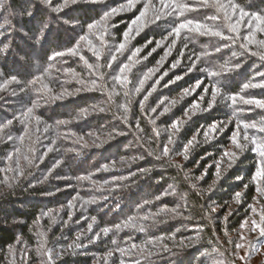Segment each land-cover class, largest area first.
Segmentation results:
<instances>
[{
    "label": "trees",
    "instance_id": "trees-1",
    "mask_svg": "<svg viewBox=\"0 0 264 264\" xmlns=\"http://www.w3.org/2000/svg\"><path fill=\"white\" fill-rule=\"evenodd\" d=\"M134 1L57 14L45 0H0V48L9 44L0 84L19 81L0 90V126L13 121L0 127V264H206L202 254L221 256L214 248L236 258L256 199V154L248 142L217 178L233 129L192 144L214 122L244 115L232 97L264 103V87H243L264 81V42L254 37L264 0H162L154 6L165 15L130 41L148 3ZM166 54L176 67L161 79ZM196 82L219 88L222 103L171 139L197 99L179 98Z\"/></svg>",
    "mask_w": 264,
    "mask_h": 264
},
{
    "label": "rangeland",
    "instance_id": "rangeland-1",
    "mask_svg": "<svg viewBox=\"0 0 264 264\" xmlns=\"http://www.w3.org/2000/svg\"><path fill=\"white\" fill-rule=\"evenodd\" d=\"M147 1L148 3L142 10L143 15L135 18L127 29V38H129L130 41H133V39L137 37L138 33L143 27L147 26L149 23L155 22L156 19L162 17V14L165 15L163 13L164 11H162V13H158L154 6L156 2L161 3L160 1L162 0ZM129 7L130 6H125L124 8L118 7V11L116 13H120L121 11H124L125 8ZM153 11H156V13H154ZM254 25V37L258 38V41L264 42L263 21H260V23L256 22ZM169 41L170 40L168 38H165L163 44L164 42L165 44H167L169 43ZM128 44H126V49L128 48ZM169 56L170 54H166V57L163 59V62L161 64V66L164 65L162 67L163 70L165 69L164 72L158 71L159 73H161L160 75L158 74V76L162 79L164 78V76L166 77L171 72V69H174L172 64H170V62L168 63L169 60L166 61ZM168 64L169 66L168 68H166ZM165 73L167 75H165ZM213 89L214 87H211L209 85H201L200 82H196L191 87H188L183 91V94H181L179 100L183 99L184 97L192 98L193 96H196L197 99L192 104L191 108L188 111L186 110L184 117L186 119L181 120L177 124L178 127L177 129H175V132L171 136V139L177 138L183 126L186 125L187 122L192 120L193 115L211 111L213 107H216L219 104V101L220 104L222 103L220 100L221 98H223L221 96V92H219V94L215 96V99H213ZM186 90H188V94L184 95ZM233 99H235L236 102L241 105V107L243 106L242 113H244V115L242 117L240 115H237L236 117L229 116L227 119H222L221 121L214 122L216 125H218V127H216L214 130H210L209 127H207L202 133L196 134L194 136L195 139H193L194 144H192V146L199 142L203 143L207 140L211 141L219 139L220 137L224 136L230 128L233 129L229 136L230 144L217 161L216 176L219 175V177H221L230 167L235 165L237 159L244 152H246L247 144L249 142L248 148L256 154L257 169L254 175L256 199L252 202L251 205L252 215L247 220V222L245 221L246 223L244 222L245 224L242 226L238 233V238L235 243V253H237L236 258L230 261L228 258L230 254L227 253L225 249L220 251L215 248L214 250H216L221 256L214 254H202V258L204 262L206 261V264H264V209L262 203V200H264V103L257 101L256 99L242 98L239 96H234L232 97V100ZM209 103H212L213 105L211 109L208 108ZM221 129H223V131H221ZM156 138L158 139L157 146H159L160 140L162 138V133L160 131L157 134ZM225 153H229V155H225ZM188 154L189 153L187 151V155ZM171 195H176V193H172ZM232 205L235 206L234 203H232ZM188 228L190 230L193 229L192 227ZM48 253V255H51V253H54V251L52 249L49 250L48 247Z\"/></svg>",
    "mask_w": 264,
    "mask_h": 264
},
{
    "label": "snow or ice",
    "instance_id": "snow-or-ice-1",
    "mask_svg": "<svg viewBox=\"0 0 264 264\" xmlns=\"http://www.w3.org/2000/svg\"><path fill=\"white\" fill-rule=\"evenodd\" d=\"M45 3H46V5L49 6L51 12H53V13H57V14H60V13H62L65 9L69 8V7L72 6V5H75V0H63L62 3H56L55 5L52 3V0H45ZM121 10H122V9H121ZM117 11H118V9H112L111 12H108L107 14L104 15V18H103V19H104V20H107L110 16L114 15ZM142 15H143V13H141V16H142ZM134 23H135V21H134ZM95 27H96L95 24H88V29H89V30H91V29H93V28H95ZM127 35H128V34L125 33V36H126V37H127ZM82 39H83V37H82ZM157 46H159V44H158ZM8 47H9V44H5V45L3 46V48H0V52H5V51L7 50ZM121 47H124V45L122 44ZM71 54L75 55V52H72ZM63 55H65V53H63V52H57V53H56V56H63ZM134 55H136V53H134ZM253 55H256V53H253ZM52 59H55V57H52ZM260 59H261V60H264V55H261V56H260ZM89 67H91V65H90ZM173 67H176V65L174 64ZM237 67H238V66H237ZM66 71H68V70H66ZM149 73H152V71L150 70ZM165 75H167V74L165 73ZM258 75H264V73H259ZM161 79H162V78H161ZM179 79H180L179 76L176 77V80H179ZM17 83H19L17 77L14 76V75H13V76H10L6 81H4L2 84H0V90H4V89H6L9 85H11V84H17ZM158 83H159V80L157 81V84H158ZM141 87H143V81L141 82ZM243 87H244L245 89H247V88H249V87H264V81H260L259 83H251V84H249V83H245V84L243 85ZM153 90H155V85L153 86ZM139 91H140V88H137V92H139ZM219 92H220L219 88H214V89H213V99H215V96L218 95ZM150 94H151V93H149V95H150ZM187 94H188V90L185 91L184 95H187ZM147 99H148V95H146V96L144 97V101H147ZM171 103H172V104H175L176 101H172ZM141 106L143 107V104H142ZM212 106H213L212 103H209L208 108L211 109ZM100 110L102 111L103 109H100ZM27 111H28V113H31V112L33 111V109H32V108H29ZM82 111L86 113L88 110H87V109H84V110H82ZM125 111H126V109H125ZM153 111H155V109H153ZM164 111H165V112L168 111V108H165ZM161 114H163V113H161ZM12 123H13V121H12V120H9V121H7L5 124H3V125L0 126V127L7 128V127L10 126ZM58 123H67V121H60V122H58ZM172 126H173V128H177V124H176V123H175L174 125H172ZM216 127H218V125H216V124L214 123V124H212V125L209 126V129H210V130H214ZM221 131H223V129H221ZM206 135H207V133H206ZM209 138H211V137H209ZM193 139H195V137H194ZM191 143H192V141H189V144H191ZM49 151H51V149H49ZM183 155H184V157H187V158H188V155H187V149L185 150V152L183 153ZM225 155H229V153H225ZM59 164H60V162L57 161V164L54 165V167L59 166ZM217 178H219V175H217ZM239 197H240V193H236V194H235V199H236V202H237V203H239ZM43 215H49V213H44ZM104 231H105V233H107L108 230L105 229Z\"/></svg>",
    "mask_w": 264,
    "mask_h": 264
},
{
    "label": "clouds",
    "instance_id": "clouds-1",
    "mask_svg": "<svg viewBox=\"0 0 264 264\" xmlns=\"http://www.w3.org/2000/svg\"><path fill=\"white\" fill-rule=\"evenodd\" d=\"M78 4H94V5H104L106 4V0H75V5ZM108 12H104V15ZM40 37H37V40H39ZM143 104V101L141 102V105ZM103 111V110H102ZM175 123H173L174 125ZM185 160H187V157H184Z\"/></svg>",
    "mask_w": 264,
    "mask_h": 264
}]
</instances>
